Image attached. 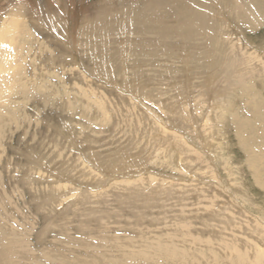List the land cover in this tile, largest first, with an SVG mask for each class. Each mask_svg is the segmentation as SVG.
Masks as SVG:
<instances>
[{"label":"rangeland","instance_id":"1","mask_svg":"<svg viewBox=\"0 0 264 264\" xmlns=\"http://www.w3.org/2000/svg\"><path fill=\"white\" fill-rule=\"evenodd\" d=\"M8 18L0 264H254L264 0H0Z\"/></svg>","mask_w":264,"mask_h":264},{"label":"bare ground","instance_id":"2","mask_svg":"<svg viewBox=\"0 0 264 264\" xmlns=\"http://www.w3.org/2000/svg\"><path fill=\"white\" fill-rule=\"evenodd\" d=\"M80 1V0H79ZM84 2V1H83ZM32 3V2H31ZM33 5V4H32ZM75 5V4H74ZM72 5V6H74ZM29 6V4L27 5ZM71 6V7H72ZM33 7H35V5H33ZM32 7V8H33ZM76 7V6H75ZM30 8V7H29ZM29 10V9H28ZM76 10V8H75ZM73 13V12H71ZM3 14V13H2ZM87 14V13H86ZM10 16V15H9ZM3 16H1L2 18ZM8 17V16H6ZM77 17V16H76ZM18 18V17H16ZM12 19V18H8L4 20V23L0 25V83L3 84V88L7 89L8 88V79H10L11 77V72L13 70L14 73V64L13 61L15 59V51L12 50L13 45L15 43L16 38L20 35L18 32L20 29V26L18 25L19 21L21 20L19 18L18 19ZM24 21V19H23ZM1 22V21H0ZM22 22V21H21ZM48 22V21H47ZM23 23V22H22ZM25 28V27H24ZM21 33V32H20ZM19 34V35H18ZM21 36V35H20ZM19 38V37H18ZM25 39V38H24ZM36 44V43H35ZM218 49V48H217ZM16 67V66H15ZM12 73V74H13ZM10 75V76H9ZM10 77V78H9ZM8 83V84H7ZM20 84V83H19ZM14 85V84H13ZM3 88H1L3 90ZM79 88V87H78ZM88 88V87H87ZM0 89V90H1ZM89 89V88H88ZM79 90V89H78ZM26 91V90H25ZM19 92V91H18ZM5 93V92H4ZM2 94V93H1ZM1 97V96H0ZM104 98V97H103ZM1 99V98H0ZM76 102V101H75ZM79 102V101H78ZM100 102V100H99ZM103 102V101H102ZM104 102L107 103L104 99ZM68 104V103H67ZM102 104V103H101ZM1 106V105H0ZM85 114V113H83ZM55 145V144H54ZM65 160V159H64ZM68 161V160H67ZM116 162V161H115ZM254 168H256L254 166ZM264 173V167L258 172L257 174V178L260 182V185L262 187V189L264 190V178H263V174ZM156 181L154 178L150 179L151 185H153L152 182ZM132 184V183H130ZM166 184V183H165ZM128 185V184H126ZM132 186V185H131ZM63 188V187H62ZM69 189V188H68ZM71 191V190H70ZM69 191V192H70ZM264 236V233L263 235ZM260 237V235H259ZM264 238V237H263ZM254 241V240H253ZM252 243V242H251ZM256 245V244H255ZM257 246V245H256ZM250 249V248H249ZM247 251V250H246ZM245 251V252H246ZM260 255H258L257 260L254 261V264H262L264 259V248L262 250H259ZM134 253V252H133ZM258 254V253H257ZM250 256V255H249ZM135 256V254L131 255V259H133ZM256 257V254L254 255V258Z\"/></svg>","mask_w":264,"mask_h":264}]
</instances>
